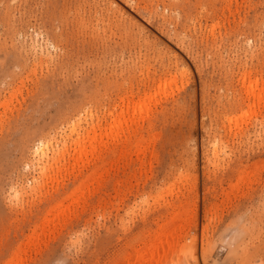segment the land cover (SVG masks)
Wrapping results in <instances>:
<instances>
[{
  "label": "rangeland",
  "instance_id": "1",
  "mask_svg": "<svg viewBox=\"0 0 264 264\" xmlns=\"http://www.w3.org/2000/svg\"><path fill=\"white\" fill-rule=\"evenodd\" d=\"M263 93L264 0H0V264H264Z\"/></svg>",
  "mask_w": 264,
  "mask_h": 264
},
{
  "label": "bare ground",
  "instance_id": "2",
  "mask_svg": "<svg viewBox=\"0 0 264 264\" xmlns=\"http://www.w3.org/2000/svg\"><path fill=\"white\" fill-rule=\"evenodd\" d=\"M241 75H243V73H242ZM244 75H245V73H244ZM245 77H246V76H245ZM248 78H249V77H248ZM244 80H245V79H244ZM252 80H253V79H252ZM249 82H250V81H249ZM258 82H259V81H258ZM255 84H256V83H255ZM261 88H262V87H261ZM261 90H262V89H261ZM249 91H250V90H249ZM259 91H260V90H259ZM262 91H263V90H262ZM260 93H261V92H260ZM261 94H262V93H261ZM126 96H127V95H126ZM262 96L264 97V93H263ZM119 99H120V98H119ZM121 100H122V99H121ZM121 100H119V101H121ZM126 100H127V99H126ZM122 103H123V102H122ZM115 105H117V104H115ZM121 110H122V109H121ZM118 113H119V112H118ZM119 115H120V113H119ZM119 115H118V117H119ZM116 116H117V115H116ZM115 121H116V120H115ZM117 121H118V120H117ZM117 123H118V122H117ZM114 127H115V126H114ZM114 129H115V128H114ZM71 132H72V130H71ZM93 132H94V131H93ZM114 132H115V130H114ZM114 135H117V131H116V134H114ZM120 136H121V135H120ZM65 137H66V136H65ZM48 138H49V137H48ZM38 139H39V138H38ZM38 139H37V140H38ZM49 139H50V138H49ZM49 139H47V138H46V139H43V138H42V139L38 140V142H37L35 145H33V147H34V149H33L34 156H36V157H37L36 159H37L38 161L40 160V162H42L41 159H44V158H45V159H46V160H45V164H47V161L49 160L48 149H50L49 146L51 145V141H49ZM79 139L81 140V138H78L77 140H79ZM113 139H114V137H113ZM80 140H79V141H80ZM125 140H126V139H125ZM79 141H78V142H79ZM137 141H138V140H137ZM78 142H77V144H78ZM83 142H84V141H83ZM56 143H57V142H56ZM75 143H76V142H75ZM54 145H55V144H54ZM75 145H76V144H75ZM79 145H80V144H78V147H79ZM83 145H84V144H83ZM52 146H53V145H52ZM52 146H51V148H52ZM80 146H81V145H80ZM121 146H122V144H121ZM62 147H64V146L62 145L61 148H60V147H59V148L62 149ZM93 147H94V146H93ZM57 148H58V147L56 146V149H57ZM80 148H81V147H80ZM83 148H84V146H83ZM52 149H54V148H52ZM60 149H59V150H60ZM76 149H77V148H76ZM78 150H80V149H78ZM53 151H54V150H53ZM56 151H58V149H57ZM56 151H54V152L57 154ZM62 152H63V149H62ZM76 152H77V151H76ZM80 152H82V151H80ZM50 153H51V151H50ZM59 153H60V152H59ZM78 153H79V152H78ZM52 154H54V153H52ZM57 155H58V154H57ZM59 155H60V154H59ZM59 155H58V156H55L54 159H55L56 161L58 160V159H56V157L58 158ZM78 155H79V154H78ZM53 156H54V155H53ZM73 157H74V156H73ZM79 158H80V157H79ZM52 159H53V157L50 158V160H52ZM55 160H54V161H55ZM54 161H53V163H54ZM81 161H82V160H81ZM40 162H39V163H40ZM37 163H38V162H37ZM50 163H51L50 165L53 164L52 161H51ZM48 164H49V162H48ZM48 164H47V165H48ZM50 165H49V166H50ZM43 166H44V164H43ZM39 168H40V166H39ZM41 168H45V169L47 168V169H48V166H46V167H42V166H41ZM45 169L42 170L41 175L44 173L43 171H45ZM43 175H45V173H44ZM43 175H42V176H43ZM87 178H88V177H87ZM84 181H85V180H84ZM86 181H87V180H86ZM87 182H88V181H87ZM81 183H82V182H81ZM77 184H78V183H77ZM85 184H86V183H85ZM83 185H84V184H83ZM76 191H77V190H76ZM92 192H93V191H92ZM78 194H79V193H78ZM81 194H82V192H81ZM73 196H75V195H73ZM61 197H62V196H61ZM77 198H78V196H77ZM80 198H81V197H80ZM71 199H72V198H71ZM74 200H75V198H74ZM63 201H64V200H63ZM57 202H58V201H57ZM74 202H75V201H74ZM70 204H71V203H70ZM50 205H51V204H50ZM58 205H59V204H58ZM60 205H61V203H60ZM60 205H59V206H60ZM67 205H68V204H67ZM50 207H52V206H50ZM60 207H61V206H60ZM48 211H49V210H48ZM61 211H62V209H61ZM57 213H59V212H57ZM60 214H61V213H60ZM60 214H59V215H60ZM54 215H55V214H54ZM52 216H53V215H52ZM63 216H64V215H63ZM66 216H67V215H66ZM44 217H45V216H44ZM54 217H55V216H54ZM45 218H46V217H45ZM46 219H47V218H46ZM48 219L50 220L51 218H48ZM51 220H52V219H51ZM51 220H50V221H51ZM45 222H46V221H45ZM42 223H43V222H42ZM167 224H169V223H167ZM165 225H166V224H165ZM172 225H173V224H172ZM166 226H167V225H166ZM162 227H163V226H162ZM168 227H170V226H168ZM168 227H167V228L164 227V228H166V229H164V230H166V231L168 230V232H166V231H165V232H162L163 229H161V232H160V233H162V236H164V234H166L165 236L168 235V236L170 237V235L168 234V233L170 232V234L172 235L170 238H172V237H173V234H172L173 232H171V231L174 229V227L169 228V229H171V231H169ZM159 231H160V230H159ZM156 232H157V231H156ZM157 233H158V236H157V234L155 233L156 236L159 237V239H161L162 236H159V235H161V234H159V232H157ZM156 236L153 235V238L150 239V240L153 242V239H154V238H157ZM168 236H167V237H168ZM175 236H176V235H175ZM169 237L167 238L168 240H170ZM162 238H163V237H162ZM164 238H166V237H164ZM164 238L162 239V242H163V241H166V239L164 240ZM157 240H158V239L154 240V242H156ZM151 241H150L151 244H155L154 242L152 243ZM173 241H174V240H173ZM158 242H159V240L157 241V243H158ZM171 242H172V241L170 240L169 242H165V244H162V243H161V240H160V242L158 243V245L161 246V247H159V248H162L163 246H166V245H167V247H168V245L171 244ZM157 243H156V244H157ZM151 244H150V245H151ZM161 244H162L163 246H162ZM172 244H173V242H172ZM146 245H147V244H146ZM146 245H144L145 248H146ZM150 245H147V248H146L147 250H145V248H142V249H144V251L141 250V248H140L141 252H142V251L145 252V253L142 252L143 254H142L141 252H138V254L141 253L140 256H141L142 258H143V257H146V255H147V258H149V257H148V254H149V253L147 252V254H146V251H148V248H149V247L152 249V247H151ZM158 245H157V247H158ZM153 247H154V246H153ZM157 247H155L154 249H158ZM172 247H173V246H172ZM150 248H149V249H150ZM137 249H138V248H137ZM137 249H136V250H137ZM170 249H171V248H170ZM163 250H164V249H162V250H160V251L157 250V251H158L157 254H156L157 262H156L155 264H158V261L160 260V257H159L160 255L157 256L158 253L161 254V253H162L161 251H163ZM168 250H169V248H168ZM168 250H167V252H168ZM134 251H135V250H134ZM137 251H138V250H137ZM137 251H136V253H135L136 255H137ZM154 251H156V250H154ZM154 251H151V252L149 251V252H150V255H149V256H151V257L153 258V259L151 258V259L153 260L152 264L154 263V260H156V259H154V257H153V254L156 253V252H154ZM153 252H154V253H153ZM160 252H161V253H160ZM167 252H166V253H167ZM151 253H152V254H151ZM164 253H165V251H164ZM145 254H146V255H145ZM167 254H168V253H167ZM167 254H166V255H167ZM130 255H131V254H130ZM132 255H133V254H132ZM163 255H165V254H163ZM163 255H162V256H163ZM134 256H135V255H134ZM136 257H137V256H136ZM158 257H159V259H158ZM11 258H12V257H11ZM147 258H146V259H147ZM137 259H138V257H137ZM139 259L142 260L141 258H139ZM135 260H136V259H135ZM140 260H139V262H140ZM147 260H148V261H147ZM147 260L144 259V260H142L141 262L143 263V261H147L146 264H151V263H148V262H149V259H147ZM119 261H120V260H119ZM121 261H122V260H121ZM150 261H151V260H150ZM139 262H138V260H137V263H136V262H135V263L138 264ZM135 263H134V264H135ZM144 263H145V262H144ZM139 264H141V263H139Z\"/></svg>",
  "mask_w": 264,
  "mask_h": 264
}]
</instances>
